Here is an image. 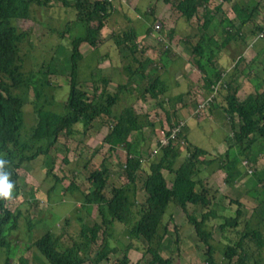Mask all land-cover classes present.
<instances>
[{"label": "rangeland", "instance_id": "374dc122", "mask_svg": "<svg viewBox=\"0 0 264 264\" xmlns=\"http://www.w3.org/2000/svg\"><path fill=\"white\" fill-rule=\"evenodd\" d=\"M111 1L113 10L96 36V46L93 47L85 41L78 46L82 56L76 69L79 90L88 97L94 86H105L100 81L105 78L109 81L106 85V91L109 93L115 92L118 84L125 85L113 106L112 114H118L125 106H131L142 119L143 136L136 149L144 164L155 159L151 157V151L157 147L158 130L170 129L180 121H185L186 125L181 130L179 141L180 153L183 161L187 160L185 157L188 148L193 149L194 146L208 153L198 159L196 180L210 191L211 207L218 215L213 219L214 224L222 222L223 218L235 216L237 201L241 202L244 210L249 206L250 210L247 211L262 205L260 203L264 199V146L257 142L248 159L237 158V148H232L227 157L226 151L233 127L220 107L222 98L210 102L203 110L197 109L208 92L204 75L196 66L195 59L198 57L194 55L193 49L199 44L204 49L203 54L209 57L211 54L218 56L214 59L212 57L209 69L215 68L226 73L229 69V72L234 69L231 68V56L243 48L244 43L239 38L245 39L243 54H247L249 63L246 60L245 64L243 60L239 64V69L245 67L243 73L247 74L239 94V99L244 100L254 90L256 78L264 76V27L261 32L263 36L258 37V34L255 35L257 31H253L252 22L241 29L236 26L233 30L235 39L222 45L225 34L221 32V25L218 26L221 17L218 19V16L214 15L213 21L206 29L202 25L207 11L215 12L214 7L221 0H209L207 3L198 0V8L192 12L190 18L181 15L174 4L165 3L164 0ZM73 2L74 0H67V3L65 0H50L47 6L33 4L30 6L31 14L28 19L15 21L16 27L26 30L28 34L27 39L19 45L22 72L36 73L35 83L40 91L36 96L31 87L25 96L27 102L23 106L21 141L29 140V134L36 125L34 104L36 108L49 112L48 132L52 136L55 128L60 125L61 118L68 112L66 101L69 95L71 40L86 33L83 23L75 16ZM262 2L222 1L220 15L240 26L239 19L233 14V6L238 4L248 12L256 5L258 12L254 13L255 22L264 26ZM159 22L161 29L156 33L153 29ZM207 37H211V41ZM165 48H168L166 53ZM151 54L155 56L151 58ZM153 63L154 68L150 71L148 67ZM164 69L166 71L162 78ZM142 73L145 79L140 77ZM206 73L209 77L210 72L206 70ZM156 78L163 79L167 89L163 87L162 93L157 91V95H152L150 91L145 92L151 80ZM248 79L252 81L253 88H247L250 83ZM251 89L253 90L250 91ZM166 97L170 100L166 101ZM111 121V118H99L90 128H86L85 135L79 137L70 136L64 130L59 132L58 139L53 146L50 145L47 154H42L31 162H24L20 169H16L20 195L5 200V206L11 216H17V220L15 227L10 229L7 235L9 252L7 248L0 250V264H4L7 256L10 257L11 264H23L21 258L25 259L27 264H49L46 258L37 253L34 246L39 237L49 231L54 232L61 238V247L65 249L72 246L74 241L80 240H77V237L82 223L92 225L95 220L99 221L96 204H90L89 213L86 214L81 203L84 194L91 192L96 183L94 180H88L89 174L100 170L103 160L110 174L107 173L108 181L102 190L103 195L110 196L111 184L123 185L132 205L138 206L143 200L144 176L138 175L131 183L121 174L114 160L107 158L108 145L102 141ZM75 128L79 131L83 129L81 124L74 126ZM44 144L46 142H42V145ZM6 156V153L0 152V159H5ZM19 157L18 151L14 152V156H8V159L19 165ZM164 176L170 177L167 174ZM258 208L255 211L258 210V214L264 218V205ZM189 209L194 210L195 206L189 204ZM167 213L171 214V219L166 221H170L166 225L168 231L164 234L159 250L162 257L170 258V264H193L196 254L204 263L205 245L200 242L184 211L171 202L166 209ZM212 223H207L205 229L210 230ZM112 226L109 232L116 252L97 264H119L127 247L130 248L127 252L128 264H143L149 255L144 250L145 245L140 238H133L124 225L117 221H114ZM226 242L219 240L218 231L213 229L211 244L215 248V261L221 259L225 247L223 243ZM251 243L255 244L254 241ZM254 248L258 250L256 245H253ZM95 251L96 247L92 245L84 264H96L92 262ZM190 252L193 253L191 258ZM260 252H264V248Z\"/></svg>", "mask_w": 264, "mask_h": 264}, {"label": "trees", "instance_id": "16d2710c", "mask_svg": "<svg viewBox=\"0 0 264 264\" xmlns=\"http://www.w3.org/2000/svg\"><path fill=\"white\" fill-rule=\"evenodd\" d=\"M49 1L0 0V152L7 154L4 159L6 160L4 168L0 169V172L10 176V180L14 184L12 196L17 197L20 195V186L17 183L16 169H20L24 162H31L40 155L47 154L50 145L53 146L58 139L59 132L64 130L70 136L79 137L85 135L86 128H90L91 124L99 118H111L109 130L102 141L103 144L108 145L107 158L114 160V164L116 163L121 174L131 183L138 175L144 176L142 182L144 197L138 206L132 205L127 189L123 185L112 184L110 185V196L105 197L102 190L107 186L109 172L103 160L100 170L89 174L88 180L91 182L94 180L96 183L91 192L84 194L81 203L86 214L89 213L88 206L96 204L99 221L95 220L92 225L82 223L77 237V240L78 238L80 240L74 241L72 246L65 249L61 247V238L54 232L49 231L43 234L34 245L37 253L46 258L49 264H84L88 259L87 253L93 245L96 247V251L92 262L97 264L107 259L109 254L116 252V246L112 242L109 230L113 228V222L117 221L124 225L133 238L136 240L140 238L142 244L145 245L144 250L149 258L144 260L143 264H170L171 259L163 258L159 250L164 234L168 231L166 221L171 219V214H166V209L172 202L184 211L200 242L205 245V264H221L213 258L215 249L211 244L213 233L211 230L205 229L207 223L218 215L211 207L210 191L196 180L198 159L201 156H207L208 153L193 145V149L188 148L185 157L187 160L180 162L182 157L179 149V141L182 136L180 132L177 138L169 141L168 145L159 148L158 153L153 156L154 160L144 164L136 149L143 136L142 119L131 106H125L118 114H112L113 106L117 103L125 85L118 84L115 92L109 93L106 91L109 81L105 78L100 80L105 86L103 88L94 86L88 97L79 90L76 69L78 60L82 56L78 46L82 41L88 42L93 47L96 46V36L102 30L104 20L113 10L111 0H74L72 5L76 11L75 16L83 23L86 33L71 40L69 95L66 101L68 112L62 118L60 117L61 123L55 128L52 136L48 132L49 112L42 108H36V104H34V112L37 114L36 125L32 128L28 141L20 140L23 106L27 102L25 96L31 87L36 96L40 94V91L35 83L36 73L25 74L22 72L19 45L27 39L28 34L26 30H19L15 21L28 19L31 14V5L47 6ZM201 1L207 3L209 0ZM222 1L227 0H221L214 7L215 12L207 11L202 25L206 29V26L213 21L214 15L215 17L217 15L218 19L221 17L218 20V26L221 25V32L225 34L222 45H226L230 43L231 39H235L233 30L236 28V24L220 15ZM164 2L174 4L181 15L187 16L186 18H190L192 12L198 8V0H164ZM260 2L264 5V0H260ZM233 9L236 18L240 21L238 29L252 22L254 24L253 31H259L255 35L262 32L264 26H259V23L255 22L254 13L258 12L256 5L248 12L238 4H235ZM207 39L211 41V37H207ZM203 50L199 44L193 49L194 55L198 57L195 59L196 66L204 75L205 88L209 90L208 95L213 91V86L218 85L213 101L218 98L223 99L220 107L233 127L226 155L228 157L231 149L237 148V158L248 159L252 154V147L257 141L264 144V86L262 88L255 86L252 93L244 100H240L237 95L238 86L234 84L233 77L240 71L239 64L242 60L235 62L232 73L225 76L223 71L215 68L209 69L212 57L213 59L215 57L213 54L210 57L203 54ZM167 51L168 48H165L164 52ZM206 70L210 72L209 77H207ZM140 77L145 79L143 73ZM163 82L158 78L153 79L144 91H150L152 95H157V91L162 93L163 87L167 89ZM78 124L83 127L81 131L74 129V126ZM51 136L54 137L53 140ZM42 142H46V144L42 145ZM18 151L20 152L19 165L8 159V156H14V152ZM165 174L170 177H165ZM236 203L238 204L236 215L223 218L221 224L213 225L214 223H212V230H219L221 236L226 238L227 242L222 251L223 259L228 264H245L249 253L248 243L254 241L257 248H263L264 237L258 229L251 227V220L241 202L237 201ZM262 203H264V199ZM189 204L194 205L195 209L190 210ZM197 211H199V216H197ZM16 220L17 216H11L9 209L5 206V199H0V250L7 248L9 252L10 243L7 235L10 229L15 227ZM129 249V247L126 248L119 264H128L127 252ZM20 261L27 264L25 259L21 258ZM4 264H11L10 257L5 258Z\"/></svg>", "mask_w": 264, "mask_h": 264}, {"label": "crops", "instance_id": "0c3cea01", "mask_svg": "<svg viewBox=\"0 0 264 264\" xmlns=\"http://www.w3.org/2000/svg\"><path fill=\"white\" fill-rule=\"evenodd\" d=\"M233 14H235V12L233 11ZM229 15H231V14H229ZM236 26H238L239 27V25L238 24H236ZM222 28V27H221ZM245 38H248V37H245ZM239 39H241V41L244 43V45L246 44L245 43V39H243L242 37H240ZM244 45H243V48H244ZM239 48V47H238ZM243 48H242V50L241 49H239L237 52V54H235L234 56H231V62H232V65H231V68L233 67H235V62H236V59L238 58V62H239V60H242V62H243V60H245V64H246V60H247V63H249V59L247 58V54H243V52H244V50H243ZM231 49H234V48H231ZM228 50V49H227ZM148 53H151L150 51H147ZM165 53V52H164ZM227 54H228V52H226ZM220 54V53H219ZM240 54H243L242 56L240 55ZM153 56H155V54H151L150 55V57L152 58ZM260 56V55H259ZM217 58H218V56H216ZM215 57V58H216ZM161 58V57H160ZM219 60V59H218ZM154 65H155V63H153V64H151L148 68H149V70L150 71H152V68H154ZM230 68V67H229ZM244 68L245 67H243V68H240V71L239 72H237V74L236 75H234V77H233V79H235V84L238 86V93H237V95H238V97H239V94H240V92L242 91V88L244 87L243 85H242V83H244V81L247 79V74H244L243 72H244ZM166 70L164 69L163 70V73H162V78H163V76H164V72H165ZM230 71V69L228 70V71H226V73H223V74H226L225 76H229L231 73H232V71L231 72H229ZM168 72V71H167ZM222 74V75H223ZM159 76H161V73H159L158 74ZM264 79V76L263 77H258V78H256V80H255V86H259V88H262V86H261V84H263V86H264V83H262V80ZM163 80V79H162ZM249 80V79H248ZM164 81V80H163ZM250 81V83H248V86H247V88L248 89H250V88H253V83H252V81L251 80H249ZM178 83V82H177ZM246 85V84H245ZM254 90H255V88H253ZM253 89H251L250 91H252ZM253 90V91H254ZM252 91V92H253ZM207 92H209V90H207ZM252 92H250V93H252ZM208 95V93L207 94H205L204 95V97H206ZM248 96V95H247ZM166 101H169L170 99H168L167 97H166V99H165ZM168 103V102H167ZM211 110V109H210ZM257 142H259V143H261L263 146H264V144L262 143V142H260V141H257ZM256 142V143H257ZM256 143L253 145V147L256 145ZM253 147H252V152L254 151V149H253ZM251 157V156H250ZM182 158L183 157H181L180 158V161L182 160ZM260 184V183H259ZM261 185V184H260ZM260 204H262V205H260V206H258L259 208H261L264 204L263 203H260ZM257 206L254 208V209H252L251 211H247V210H250V208H249V206H248V208H247V210H245V212L247 213V215H248V217L250 218V220H251V227L253 228V229H258L261 233H262V235H263V237H264V218L261 216V215H259L258 214V210L257 211H255L257 208H258ZM258 208V209H259ZM256 212V213H255ZM249 213V214H248ZM254 213H255V215H254ZM170 222V221H169ZM168 222V223H169ZM212 222L214 223V220H212ZM222 222H223V220H222ZM222 222H220V224L222 223ZM219 223H217V225H218ZM213 225H216V224H213ZM212 224H210V226H211V231H212V233H213V230H212V226H213ZM259 227V228H258ZM219 231V230H218ZM213 235V234H212ZM218 238H219V240H226V238H223L222 236H221V233H219L218 232ZM223 244H225V243H223ZM253 245L255 246V244H252V243H248V255H247V259H246V263L245 264H264V252H260L261 251V249L262 248H258V250L256 249V248H254L253 249ZM189 248V247H188ZM191 248V247H190ZM189 248V249H190ZM264 248V247H263ZM191 249H193V248H191ZM203 255H205V253L203 254ZM191 257H193V253H191L190 252V258ZM200 259V260H199ZM217 262H220L221 264H228V262L225 260V259H223V255H222V257H221V259L220 260H216ZM195 262V263H194ZM193 264H205V262L203 263V259L202 258H199L198 257V255H196V254H194V257H193Z\"/></svg>", "mask_w": 264, "mask_h": 264}, {"label": "built area", "instance_id": "2783aa9c", "mask_svg": "<svg viewBox=\"0 0 264 264\" xmlns=\"http://www.w3.org/2000/svg\"><path fill=\"white\" fill-rule=\"evenodd\" d=\"M161 29V24L160 23H157L155 26H154V29L153 31L158 33ZM263 34L260 32L258 34V37H262ZM160 39V38H159ZM161 40V39H160ZM217 84L213 86V91L207 96V97H204V101L203 102H200L198 104V107L197 109H205V107L210 104V102L213 101V96L215 94V91L217 89ZM186 125V122L185 121H180L178 124H175L173 125L170 129H163V128H160V130H158L159 132V138H158V141H157V147L156 148H153L152 151H151V157L155 156L158 151H159V148L162 147V146H166L168 145L169 141L171 139H175L177 138L178 134L181 132V130L185 127ZM167 132H169V134H167Z\"/></svg>", "mask_w": 264, "mask_h": 264}, {"label": "clouds", "instance_id": "9594fccd", "mask_svg": "<svg viewBox=\"0 0 264 264\" xmlns=\"http://www.w3.org/2000/svg\"><path fill=\"white\" fill-rule=\"evenodd\" d=\"M6 160L0 159V169L4 168ZM14 184L10 180V176L4 172H0V199L9 200L12 198Z\"/></svg>", "mask_w": 264, "mask_h": 264}]
</instances>
